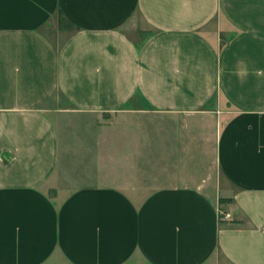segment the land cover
<instances>
[{"label": "crops", "instance_id": "crops-1", "mask_svg": "<svg viewBox=\"0 0 264 264\" xmlns=\"http://www.w3.org/2000/svg\"><path fill=\"white\" fill-rule=\"evenodd\" d=\"M0 264H264V0H0Z\"/></svg>", "mask_w": 264, "mask_h": 264}, {"label": "rangeland", "instance_id": "rangeland-1", "mask_svg": "<svg viewBox=\"0 0 264 264\" xmlns=\"http://www.w3.org/2000/svg\"><path fill=\"white\" fill-rule=\"evenodd\" d=\"M60 100H61V98H59ZM60 100L59 101H55V104H54V106L52 107V108H50V111H49V116H52V113L53 112H56V111H54V110H51V109H56V108H58L59 106H63V102L61 101V103H60ZM61 104V105H60ZM52 118H53V116H52ZM70 118V117H69ZM72 118V117H71ZM68 120H70V119H68ZM68 120H67V118H64V119H62V122H64L65 123V125H66V122H68ZM70 121H72V120H70ZM55 122H57V119L55 118ZM78 123H76V125H77ZM67 126V125H66Z\"/></svg>", "mask_w": 264, "mask_h": 264}, {"label": "built area", "instance_id": "built-area-1", "mask_svg": "<svg viewBox=\"0 0 264 264\" xmlns=\"http://www.w3.org/2000/svg\"><path fill=\"white\" fill-rule=\"evenodd\" d=\"M217 212L219 215H222L223 219H228L229 218V213L228 212H224L220 207H218Z\"/></svg>", "mask_w": 264, "mask_h": 264}, {"label": "trees", "instance_id": "trees-1", "mask_svg": "<svg viewBox=\"0 0 264 264\" xmlns=\"http://www.w3.org/2000/svg\"><path fill=\"white\" fill-rule=\"evenodd\" d=\"M61 19H62V18H61ZM62 23H63V22H62V20H61V23H60L61 26H63ZM229 200H230V199H228V198H220L219 201H220V202H224V201L228 202ZM221 209H222V208H221ZM222 210L225 212L224 209H222ZM218 215H219V214H218ZM219 220H220V221L224 220V219L222 218V215H219Z\"/></svg>", "mask_w": 264, "mask_h": 264}]
</instances>
